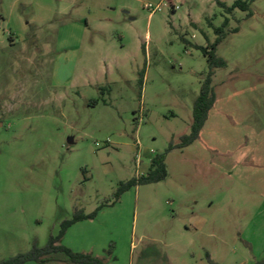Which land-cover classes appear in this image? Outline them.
<instances>
[{
  "label": "rangeland",
  "instance_id": "374dc122",
  "mask_svg": "<svg viewBox=\"0 0 264 264\" xmlns=\"http://www.w3.org/2000/svg\"><path fill=\"white\" fill-rule=\"evenodd\" d=\"M251 12L0 0V261L44 247L76 212L96 215L61 244L104 264L264 261V0ZM219 37L214 104L198 139L176 148L208 73L199 47ZM161 154L163 181L115 196Z\"/></svg>",
  "mask_w": 264,
  "mask_h": 264
},
{
  "label": "trees",
  "instance_id": "16d2710c",
  "mask_svg": "<svg viewBox=\"0 0 264 264\" xmlns=\"http://www.w3.org/2000/svg\"><path fill=\"white\" fill-rule=\"evenodd\" d=\"M217 5L222 7L226 13H231L234 9H239L246 13V17L249 18L252 15L251 4L255 0H236L231 7H227L220 0H215ZM227 21L224 26H226ZM238 29L233 30L236 33ZM221 29H216L215 33L220 35ZM221 37L217 38L215 43L208 47L199 49L207 58L208 73L206 78L201 83L199 95L196 97L192 108V121L190 125V132L188 135L182 136L180 143L176 145V148L183 149L194 143L207 120L208 112L214 104V94L212 88V77L216 69L224 68L226 63L223 59L219 58L215 54V46L220 42ZM170 145L167 152L175 148ZM167 176L166 167L164 164V154L155 155L151 158L148 170L145 175H142L138 179L132 178L126 182L119 184L115 196L118 198L122 193L127 191L132 186L154 184L163 181ZM96 213L85 215L81 212H76L70 220H65L60 224V230L57 236H50L47 244L44 247H37L34 245L32 249L24 254H18L14 257H10L5 260H1L0 264H27L43 263L44 259L50 255L63 254L71 264H104L103 260L88 253H75L61 244L67 230L74 224L86 219L94 218ZM255 264H264V261L257 262Z\"/></svg>",
  "mask_w": 264,
  "mask_h": 264
},
{
  "label": "crops",
  "instance_id": "0c3cea01",
  "mask_svg": "<svg viewBox=\"0 0 264 264\" xmlns=\"http://www.w3.org/2000/svg\"><path fill=\"white\" fill-rule=\"evenodd\" d=\"M150 160H151V159H150ZM150 160H149V162H150ZM146 167L148 168V167H149V164H148L147 166H144L143 168H146Z\"/></svg>",
  "mask_w": 264,
  "mask_h": 264
},
{
  "label": "built area",
  "instance_id": "2783aa9c",
  "mask_svg": "<svg viewBox=\"0 0 264 264\" xmlns=\"http://www.w3.org/2000/svg\"><path fill=\"white\" fill-rule=\"evenodd\" d=\"M149 7H150L149 5L145 6L146 9H149Z\"/></svg>",
  "mask_w": 264,
  "mask_h": 264
}]
</instances>
